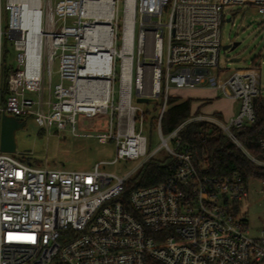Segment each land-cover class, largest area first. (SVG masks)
Instances as JSON below:
<instances>
[{
	"label": "built area",
	"instance_id": "built-area-1",
	"mask_svg": "<svg viewBox=\"0 0 264 264\" xmlns=\"http://www.w3.org/2000/svg\"><path fill=\"white\" fill-rule=\"evenodd\" d=\"M84 1L37 0V59L36 65L30 67L29 30L21 25V8L18 3L5 1L9 16L5 30L0 0V122L3 114L23 122L26 115H33L40 127L54 125L63 131L70 124L74 131L76 115L92 117L100 113L90 116L88 104L81 103L78 108L73 104L76 76L90 55L83 40L87 29L96 22L93 15H84ZM109 2L110 20L100 17L99 21L107 23L104 25L112 36L108 102L112 99L115 62H119L118 107L115 133L98 134L96 138L100 143L115 141L116 158L112 163L144 158L141 167L155 152L146 154L147 139L141 133L144 114L131 105L133 83L135 94L140 97L157 98L163 89L155 126L161 146L174 162L164 181L124 195L125 183L133 172L117 177L100 172L98 165L91 171L51 170L33 167L0 151V264H264V207L259 236L251 238L245 225L248 205L244 209L241 205L248 196L249 184L257 180L245 182L236 174L207 175L203 168L194 165L190 151L181 146L179 138L180 129L187 123H210L251 163L264 168V161L249 153L233 133V129L249 126L255 120L253 102L264 93L260 72L255 68H219L223 51L220 27L231 20L227 17L229 8L244 6L264 17V0H122L120 27L119 0ZM164 10L166 24L160 21ZM4 37L13 40L17 62L23 66L7 77L6 92ZM99 40L95 37L96 42ZM54 59H59L60 80L69 85L64 87L60 82L53 89L48 86V100L44 101L43 62L50 82ZM147 62L152 63L153 69L152 97L143 95ZM123 82L129 83L127 115L119 109ZM204 87L238 101L236 115L225 124L198 115L164 137L161 117L170 88ZM28 94H36L37 99ZM260 148L264 150V140L260 141ZM261 201L264 202V195Z\"/></svg>",
	"mask_w": 264,
	"mask_h": 264
},
{
	"label": "rangeland",
	"instance_id": "rangeland-1",
	"mask_svg": "<svg viewBox=\"0 0 264 264\" xmlns=\"http://www.w3.org/2000/svg\"><path fill=\"white\" fill-rule=\"evenodd\" d=\"M5 1L2 0V28L6 30L9 16L5 10ZM227 17L230 16V21H224L220 27V41L221 46L232 45L238 42L239 45L231 52L221 51L219 55V68L234 70H246L255 68L260 72V88L264 91V17L251 8L233 5L229 8ZM122 18V0H119L117 5V21L118 27L121 25ZM162 24L167 22V10L163 11L160 18ZM71 25V20L68 21ZM138 28H136V34ZM165 44L166 33L164 31L163 37V61L165 60ZM120 46L119 31L117 34V41L115 48L118 50ZM3 55H4V88L6 92L7 77L17 69L22 70V64L17 62V52L13 47V40L4 37L3 39ZM231 58H239V62H230ZM137 55L134 53V65L137 63ZM142 59L140 58V62ZM115 66V81L111 82L112 99L108 102L107 113H97L89 117L78 114L75 117V130H71V125L67 124L66 129L58 131L54 125L50 128L40 127L35 122L33 115H26L24 119V126L14 133L16 141V152L11 155L28 165L33 167L48 168L51 170L63 171H91L98 165V170L103 173H108L117 177H124L133 172L127 183L141 168V162L144 158L136 160H117L116 158V144L112 139H107L106 142L100 143L96 138L98 134L115 133V107H118V73L119 65L116 60ZM144 68V96L152 97V82L153 69L152 63L147 62ZM212 74L214 69L210 70ZM64 87L69 85L68 81H61L59 77V59H54L51 65V77L49 82V75L46 70V63L43 62V100H48V86L51 89L59 83ZM163 92V89H161ZM216 92V91H215ZM201 92L198 89H174L170 88L168 94L171 97H178L181 99H191L194 104L203 103L198 96ZM216 98L212 99L210 104L202 106L200 112L208 115L207 117L215 118L220 123H227L228 119H218L214 115L219 109H227L236 114L239 109V104L229 101L216 92ZM135 88L134 83L131 93V105L140 108L144 112V121L141 133L147 139L146 154L151 155L155 152L154 157L163 159L167 157L166 150L161 146V141L158 137L156 126L150 125V120L157 112L155 111L162 103L161 95L156 98L155 103L138 104L135 102ZM28 97L36 100V94H28ZM7 94L3 97L5 101ZM264 98V93H263ZM52 101L53 98H51ZM45 108V107H44ZM159 109V108H158ZM218 113V112H217ZM226 116L225 112H222ZM214 115V116H212ZM139 131V123L136 122L135 132ZM165 137L166 135L163 134ZM169 147H173V143H168ZM248 196L242 202L243 209H246L245 225L248 230V236L257 238L260 230V218L262 217L264 202L261 197L264 195V184L255 181L248 186ZM246 206V207H245Z\"/></svg>",
	"mask_w": 264,
	"mask_h": 264
},
{
	"label": "trees",
	"instance_id": "trees-1",
	"mask_svg": "<svg viewBox=\"0 0 264 264\" xmlns=\"http://www.w3.org/2000/svg\"><path fill=\"white\" fill-rule=\"evenodd\" d=\"M163 98L161 91L159 96ZM190 99L167 96L161 117V132L166 136L189 118L191 113ZM254 122L242 128L233 129L236 139L256 159L264 161V150L260 141L264 140V98L254 100ZM162 103L155 110L157 114L151 118L150 125L155 126ZM144 114V112H143ZM145 117V115H144ZM216 118L221 119L216 115ZM181 146L190 151L194 165L213 177L240 176L245 182L254 179L264 183V168L251 163L243 153L216 126L207 122H191L179 131ZM174 159L167 155L163 159L149 158L133 179L125 183L124 195L129 192L151 187L164 181L168 175V167Z\"/></svg>",
	"mask_w": 264,
	"mask_h": 264
},
{
	"label": "bare ground",
	"instance_id": "bare-ground-1",
	"mask_svg": "<svg viewBox=\"0 0 264 264\" xmlns=\"http://www.w3.org/2000/svg\"><path fill=\"white\" fill-rule=\"evenodd\" d=\"M12 3H18L21 8V25L29 30L30 67L36 65L38 35H37V17L39 13L37 0H10ZM84 15H93L95 23L90 25L85 34L83 43L90 48V55L86 65L82 68L75 80V108L81 103L88 104L90 107V116L96 112L104 113L108 106L110 84L108 80L109 59L111 53V32L107 24L111 18V3L109 0H85L82 3ZM103 17L105 23L100 22ZM99 37V41H95ZM130 60V58L128 59ZM154 83L152 82V90ZM129 107V83L122 84V98L120 111L122 115H127Z\"/></svg>",
	"mask_w": 264,
	"mask_h": 264
},
{
	"label": "water",
	"instance_id": "water-1",
	"mask_svg": "<svg viewBox=\"0 0 264 264\" xmlns=\"http://www.w3.org/2000/svg\"><path fill=\"white\" fill-rule=\"evenodd\" d=\"M239 45L238 42L232 45L223 46V51L231 52ZM230 62H239V58H231ZM135 102L138 104H150L156 102L155 98H145L135 95ZM24 126V122L18 118L7 116L3 114L0 122V151L3 153H15L16 152V141L14 133L16 130L21 129Z\"/></svg>",
	"mask_w": 264,
	"mask_h": 264
},
{
	"label": "crops",
	"instance_id": "crops-1",
	"mask_svg": "<svg viewBox=\"0 0 264 264\" xmlns=\"http://www.w3.org/2000/svg\"><path fill=\"white\" fill-rule=\"evenodd\" d=\"M194 89H198L199 90V92H201L200 94H199V98L200 99H198V100H200V101H202L203 103H197V104H194L193 102H191V113L193 114V113H196L197 115L196 116H198V115H202V116H208V115H205V114H202L201 112H200V110H201V108H202V106L203 105H205V104H210V102H211V100L212 99H214V98H216V96H217V94H216V90H214V89H211V88H207V87H204V88H194ZM216 91V92H215ZM218 93V92H217ZM219 94V93H218ZM169 95V94H168ZM220 95V94H219ZM221 96V95H220ZM159 97V96H158ZM157 97V98H158ZM178 98V97H177ZM223 98H225V97H223ZM225 99H227V100H229V101H232V102H236V103H238L239 104V102L238 101H234V100H231V99H228V98H225ZM162 100H163V98H162ZM191 100V99H190ZM239 110V109H238ZM218 112V113H217ZM217 112L216 113H214V115L216 116V115H218V116H220L221 118H223V119H225V120H227V119H230V118H232L233 116H235L236 114H233L232 115V112L231 111H228L227 109H224V110H222V109H219V110H217ZM222 112H225L226 113V116H224L223 115V113ZM214 115H212V116H214ZM193 117H195V115L193 116ZM192 118V117H191Z\"/></svg>",
	"mask_w": 264,
	"mask_h": 264
}]
</instances>
